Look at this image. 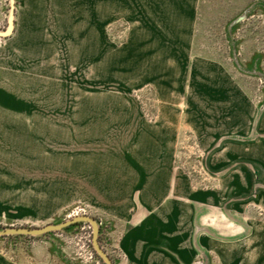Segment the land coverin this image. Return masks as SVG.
I'll list each match as a JSON object with an SVG mask.
<instances>
[{"label":"rangeland","instance_id":"obj_1","mask_svg":"<svg viewBox=\"0 0 264 264\" xmlns=\"http://www.w3.org/2000/svg\"><path fill=\"white\" fill-rule=\"evenodd\" d=\"M0 7V229L92 216L127 264L148 202L181 196L183 264H264V0ZM92 239L0 235V264H106Z\"/></svg>","mask_w":264,"mask_h":264},{"label":"crops","instance_id":"obj_2","mask_svg":"<svg viewBox=\"0 0 264 264\" xmlns=\"http://www.w3.org/2000/svg\"><path fill=\"white\" fill-rule=\"evenodd\" d=\"M3 20V12L0 7V22ZM194 197V196H193ZM157 201H149L147 208L150 214L146 219L138 221L136 225L125 232L122 246L126 250L129 261L127 264H183V239L191 236L187 232L186 224L194 222L193 211L186 210L182 214L181 196L167 198L166 205L162 207V198ZM197 200L206 199L205 194L195 195ZM161 202H160V201ZM160 208V209H159ZM186 208H189L186 206ZM154 209V210H153ZM194 224V223H193ZM184 230V231H183ZM184 232L186 235L183 236ZM194 230L192 231L193 238ZM186 251L184 255L187 256Z\"/></svg>","mask_w":264,"mask_h":264},{"label":"water","instance_id":"obj_3","mask_svg":"<svg viewBox=\"0 0 264 264\" xmlns=\"http://www.w3.org/2000/svg\"><path fill=\"white\" fill-rule=\"evenodd\" d=\"M14 29V10L12 9L10 17H9V24L6 30L0 31L1 36H7L13 32ZM80 221H87L91 223L93 228V246L97 253L102 257L106 264H114L109 254L103 249L100 241H99V225L97 220L88 215H80L76 216L72 219H69L65 222L59 224H49L43 227H11L6 229H0V235H10V234H25V235H41L50 231L61 230L71 224Z\"/></svg>","mask_w":264,"mask_h":264}]
</instances>
